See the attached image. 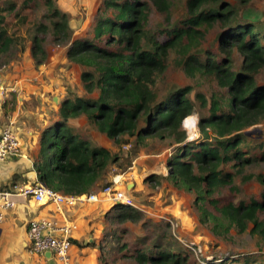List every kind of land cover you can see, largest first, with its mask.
Masks as SVG:
<instances>
[{
	"label": "trees",
	"instance_id": "16d2710c",
	"mask_svg": "<svg viewBox=\"0 0 264 264\" xmlns=\"http://www.w3.org/2000/svg\"><path fill=\"white\" fill-rule=\"evenodd\" d=\"M43 1L47 23L34 26L29 48L34 65L47 60L43 43L51 33L54 42L65 47L67 60L84 68L82 90L97 94L95 99L77 96L62 101L59 120L39 139L33 163L37 181L66 196L100 193L104 188H98L99 182L118 156L74 132L68 121L84 116L117 147L130 144L125 137L133 138L137 145L145 139H171L177 148L167 160L169 178L175 188L183 186L195 193L193 205L199 223L210 224L217 237L228 235L231 228L264 237L263 175L247 178L254 177L263 186L260 200L235 205L214 196L219 186L231 183L224 167L254 161L242 146L249 137L245 130L264 121V85L256 81L264 69V25L242 22L235 7L224 0H185V15L175 24H169L170 0H103L92 37L73 39L69 14L52 0ZM237 1L246 4L251 0ZM152 9L163 17L165 26H150ZM17 11L15 2L0 0V60L18 43L7 22L10 15L19 16ZM211 30L217 31L214 49L202 50L199 43ZM236 58L240 59L238 66ZM168 61L189 79H206L221 92L212 93L208 115L199 120L202 139L195 146L185 141L182 130V123L188 130L191 88H175L162 98L158 96L157 83ZM195 97L203 107L207 105L202 94ZM259 160L264 161V153ZM121 208L118 223L141 219L130 208ZM136 261L185 264L179 254L166 251L156 257L137 253ZM221 261L218 263L225 264Z\"/></svg>",
	"mask_w": 264,
	"mask_h": 264
},
{
	"label": "rangeland",
	"instance_id": "374dc122",
	"mask_svg": "<svg viewBox=\"0 0 264 264\" xmlns=\"http://www.w3.org/2000/svg\"><path fill=\"white\" fill-rule=\"evenodd\" d=\"M11 1L17 4L19 16L10 15L7 22L9 33L17 38L18 43L6 56H2L0 73L5 75L4 79L10 86L17 84V89L15 87L5 101L1 120L12 127L20 143L22 139L29 141L28 134H39L41 137L46 129L53 126L59 120V107L64 99L72 100L77 96L95 99L97 93L88 95L82 90L80 74L84 68L67 60L65 47L54 42L51 33L45 36L43 43L48 53L47 60L40 66L34 65L29 48L34 26L47 23L44 1ZM170 1L169 24H175L185 15V0ZM224 1L235 7L242 22L264 25V0H251L246 4L237 0ZM52 2L71 17L73 39L92 37L94 19L103 0ZM151 12L150 26L153 29L165 26L163 17L154 9ZM216 35L217 31L211 30L205 39H201L199 47L213 51ZM239 64L240 59L236 58L235 65ZM256 81L264 85V69L256 76ZM157 84L160 98L175 88H191L188 97L192 101V111L188 116L193 117L196 123L189 131L182 123V130L186 134L185 141L195 146L202 139L199 120L208 115L211 96L220 94L219 88L206 79H189L171 62ZM198 93L206 98L205 107L195 97ZM69 121L75 133L117 154V162L108 167L98 188L102 189L115 178L118 180L117 189L129 195L136 206L130 210L141 216L138 222L118 223L116 216L123 206L106 201L103 204L105 207L96 212L99 225L96 235L95 232L87 231L78 237L74 235L75 229L72 230V237L76 236L81 246L96 250L98 264H139L136 261L137 253L156 257L164 251L179 254L185 259V264H220L218 260H223L221 262L225 264H251L252 261H255L253 264H264V237L251 235L249 231L238 233L234 228L228 235L217 237L211 232L210 224L199 223L193 205L195 193L186 191L183 186L175 188L169 178L167 160L172 158L177 148L171 139H145L142 145H137L133 138L125 137L124 140L127 139L130 144L117 147L96 132L84 116ZM245 132L249 133V137L242 148L246 150V156L254 161L248 165L224 167V172L231 176V183L219 186L214 195L222 202L230 201L235 205L249 203L251 200H260L263 191V186L254 177L247 178L264 176V161L259 160L264 153V121Z\"/></svg>",
	"mask_w": 264,
	"mask_h": 264
},
{
	"label": "crops",
	"instance_id": "0c3cea01",
	"mask_svg": "<svg viewBox=\"0 0 264 264\" xmlns=\"http://www.w3.org/2000/svg\"><path fill=\"white\" fill-rule=\"evenodd\" d=\"M15 75L19 77L18 74ZM0 76L6 83L5 75L0 73ZM15 87L17 89V84L11 86L12 90H15ZM68 124L72 125L70 121ZM28 135L29 141L22 139L20 142V156L0 162V190H13L14 186L40 184L33 168L39 153L40 135L33 136L32 133ZM106 201L108 202L105 197L99 195L95 202H79L74 206L63 205L57 208L53 204H37L32 200L17 197L15 207L8 210L0 222V264H58L51 256H38L28 250L26 232L28 222L35 219H49L57 225H74V235L78 237L87 231V233L95 232L94 235H96L99 232L96 212L105 207L103 204H106ZM76 239H78L76 236L72 237V240L79 242ZM88 240L92 243L91 239ZM95 251L88 246L73 244L72 264H98V254Z\"/></svg>",
	"mask_w": 264,
	"mask_h": 264
},
{
	"label": "built area",
	"instance_id": "2783aa9c",
	"mask_svg": "<svg viewBox=\"0 0 264 264\" xmlns=\"http://www.w3.org/2000/svg\"><path fill=\"white\" fill-rule=\"evenodd\" d=\"M11 86L0 76V162L20 156L19 138L10 125L2 123V107L8 99ZM117 178V177H116ZM118 180L105 186L100 193L80 196H66L46 188L42 184L14 186L13 190H0V222L8 210L15 207V199L22 197L37 204H53L57 208L63 205L74 206L79 202H95L99 195L114 205L136 208L129 195L117 189ZM74 225H57L49 219H35L27 224L28 250L35 255L49 253L58 264H72L71 248Z\"/></svg>",
	"mask_w": 264,
	"mask_h": 264
},
{
	"label": "bare ground",
	"instance_id": "6f19581e",
	"mask_svg": "<svg viewBox=\"0 0 264 264\" xmlns=\"http://www.w3.org/2000/svg\"><path fill=\"white\" fill-rule=\"evenodd\" d=\"M196 123V122H195ZM194 118L193 117H188L187 118V124H188V131H189V129H191L192 127L194 128ZM192 124V125H191ZM190 133V132H189Z\"/></svg>",
	"mask_w": 264,
	"mask_h": 264
},
{
	"label": "water",
	"instance_id": "95a60500",
	"mask_svg": "<svg viewBox=\"0 0 264 264\" xmlns=\"http://www.w3.org/2000/svg\"><path fill=\"white\" fill-rule=\"evenodd\" d=\"M69 26H70V28L72 29V22L70 21V23H69ZM246 135H249V133L248 132H246L245 133ZM46 257H50V254L49 253H45L44 254Z\"/></svg>",
	"mask_w": 264,
	"mask_h": 264
}]
</instances>
